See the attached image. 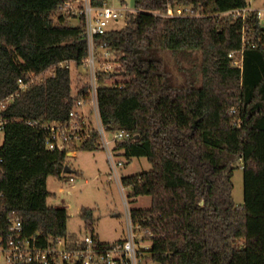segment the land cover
Instances as JSON below:
<instances>
[{"label":"trees","instance_id":"obj_1","mask_svg":"<svg viewBox=\"0 0 264 264\" xmlns=\"http://www.w3.org/2000/svg\"><path fill=\"white\" fill-rule=\"evenodd\" d=\"M66 1L0 0V101L20 78L56 67L2 113L8 124L0 145V239L10 234L13 216L25 235L43 243L69 236L66 208L47 202V180L62 177L69 150L50 149L43 126L67 121L75 99L87 96L86 84L73 95L71 69L88 56L84 17L77 26L61 13L54 21ZM248 5L137 0L124 27L95 37L117 56L113 70L97 78L102 123L109 132L134 135L116 145L127 159L146 157L152 164L121 183L129 198L151 197L150 208L131 211L135 224L152 232L153 257L161 264H264V26L255 11L245 22L228 13ZM177 7L193 15H163ZM244 27L250 46L238 67L231 52L243 48ZM154 49L199 50L201 86H169ZM80 149H101L97 132ZM238 163L243 205L232 196ZM80 217L93 231V210L82 208Z\"/></svg>","mask_w":264,"mask_h":264},{"label":"built area","instance_id":"obj_2","mask_svg":"<svg viewBox=\"0 0 264 264\" xmlns=\"http://www.w3.org/2000/svg\"><path fill=\"white\" fill-rule=\"evenodd\" d=\"M115 1L67 0L60 6V12L84 17L83 25L88 43V56L83 64L88 70L87 96L75 99L67 121H54L45 123L43 126L50 135L48 141L50 149L69 150L71 147L82 146L90 139L93 132H97L101 149L107 151L111 178H115L120 183L118 168L124 165V161L117 158L124 154L122 150L116 149V145L119 142H130L134 139V135L126 130L109 132L102 123L98 104L97 78L100 72L113 70L117 56L110 52L107 42H103L101 46H97L95 42L97 35H104L112 30L109 27L111 22H118L120 19L127 20L129 15L136 11L135 8L118 6ZM120 4L123 3L120 1ZM254 11L257 12L260 20L264 17V8L252 9L250 2L245 8L234 9L228 13L245 22L249 14ZM163 15L179 17L193 15V13L190 8L177 7L169 8ZM242 35L243 48L231 52L233 64L238 67H242L244 49L250 46L245 27L242 29ZM97 48L101 50V53H97ZM69 64L68 61L61 62L60 66ZM55 69L56 67L52 66L42 73H29L25 78L18 80L16 90L0 101V133L4 134V129L8 124V120L2 116V113L31 86L53 76ZM77 93L78 90L73 95L76 97ZM16 121L21 122L22 120L17 119ZM26 122L32 126L41 125L37 120ZM70 180L72 181L73 178L71 177ZM121 189L127 215L126 238L102 243L93 235L76 238L61 236L43 243L37 235H25L22 220L18 216H13L9 219L10 234L5 239H0V264H161L153 257L152 232L140 224H135L123 185ZM2 195L3 192L0 190V196Z\"/></svg>","mask_w":264,"mask_h":264},{"label":"rangeland","instance_id":"obj_3","mask_svg":"<svg viewBox=\"0 0 264 264\" xmlns=\"http://www.w3.org/2000/svg\"><path fill=\"white\" fill-rule=\"evenodd\" d=\"M116 0V5L124 8H134L137 0ZM252 9L264 8V0H249ZM70 15L67 23L71 26L80 24V16L59 12L55 15L57 22L59 14ZM264 26V17L261 19ZM126 24V19L111 22L109 27L121 29ZM97 53L101 50L97 48ZM152 54L163 60L167 72L168 85L171 87H200L202 84V54L199 50L186 49H154ZM72 89L73 93L88 82L87 69L84 66L72 64ZM110 135V133H109ZM4 135L0 133V144ZM72 152L73 154H69ZM67 153L65 165L72 171L64 172L62 177L50 176L47 188L51 192L47 202L50 206H63L69 215L67 230L69 237H84L93 235L102 243L114 242L127 237L126 206L122 195V184L111 178V166L108 161L107 151L98 149L88 151L78 147H71ZM124 165L118 168L120 179L127 175L138 174L152 169L151 162L146 157H133L127 159L120 156ZM110 176V177H109ZM73 178L71 181L70 178ZM234 187L232 196L237 205L244 203V171L241 163L234 170L232 178ZM124 191L128 189L123 187ZM130 209H147L151 206L150 196L129 198ZM82 208L92 209L94 212L93 231L86 228L84 220L80 217Z\"/></svg>","mask_w":264,"mask_h":264},{"label":"water","instance_id":"obj_4","mask_svg":"<svg viewBox=\"0 0 264 264\" xmlns=\"http://www.w3.org/2000/svg\"><path fill=\"white\" fill-rule=\"evenodd\" d=\"M71 171H72V170H71L68 166L65 167L64 172H71Z\"/></svg>","mask_w":264,"mask_h":264},{"label":"crops","instance_id":"obj_5","mask_svg":"<svg viewBox=\"0 0 264 264\" xmlns=\"http://www.w3.org/2000/svg\"><path fill=\"white\" fill-rule=\"evenodd\" d=\"M69 154H73V153H72V152H69L68 155H69Z\"/></svg>","mask_w":264,"mask_h":264}]
</instances>
